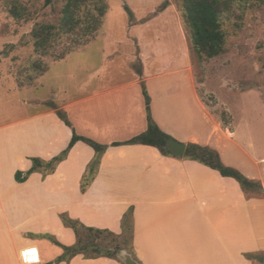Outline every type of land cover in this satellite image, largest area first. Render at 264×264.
I'll list each match as a JSON object with an SVG mask.
<instances>
[{
	"label": "crops",
	"instance_id": "obj_1",
	"mask_svg": "<svg viewBox=\"0 0 264 264\" xmlns=\"http://www.w3.org/2000/svg\"><path fill=\"white\" fill-rule=\"evenodd\" d=\"M99 72L91 74L96 85L88 93L56 105L67 112L79 135L108 145L84 192L82 177L95 151L83 141L76 142L55 172L15 180L16 170L32 166L30 157L50 160L71 140V127L54 108L0 126L8 141L7 148H0V264H21L24 249L31 246L38 248L40 264L54 261L63 249L47 235L64 245L76 241L74 230L60 218L63 212L86 226L121 234L130 207L133 246L141 264H264V156L255 158L241 144L233 118L224 124L211 111L186 65L142 71L115 84L109 73ZM142 83L163 131L186 144L217 149L226 165L259 181L262 194L247 196L235 178L151 145H112L147 129ZM186 88L195 98L197 114L190 112L192 99L177 98ZM60 264L125 263L78 254Z\"/></svg>",
	"mask_w": 264,
	"mask_h": 264
},
{
	"label": "rangeland",
	"instance_id": "obj_2",
	"mask_svg": "<svg viewBox=\"0 0 264 264\" xmlns=\"http://www.w3.org/2000/svg\"><path fill=\"white\" fill-rule=\"evenodd\" d=\"M66 1L46 6V0H0V126L85 95L96 85L90 79L95 70L109 73L115 84L142 71L186 65L211 111L224 124L233 118L241 144L255 158L264 156V3L234 9L223 24L226 51L213 58L193 50L181 0H105L108 9L96 31L61 34L47 54L38 53L33 27L57 24ZM166 1L167 7L157 10ZM15 8L21 17L13 14ZM184 96L197 114L191 89L177 98ZM7 142L0 134V148ZM123 252L131 253L119 254L124 262Z\"/></svg>",
	"mask_w": 264,
	"mask_h": 264
},
{
	"label": "trees",
	"instance_id": "obj_3",
	"mask_svg": "<svg viewBox=\"0 0 264 264\" xmlns=\"http://www.w3.org/2000/svg\"><path fill=\"white\" fill-rule=\"evenodd\" d=\"M91 1H93V5H90ZM252 1L264 3V0H181L183 25L193 50L204 58H213L223 54L226 51L227 43V34L223 28L225 20L230 18L234 9L245 7L246 4ZM51 2L52 0H46V6ZM165 7H167V1L158 6L157 10L161 11ZM107 9L108 5L105 0H67L61 9L60 19L57 24L43 22L37 23L33 27L31 35L34 39L35 50L45 55L53 47L56 37L61 34L75 33L79 30L82 32L96 31L102 24ZM12 12L16 17H21L19 9L15 8ZM142 90L147 112V129L126 141L113 142L112 145H151L157 147L165 155L176 156L167 147V140L171 135L163 131L152 116L151 96L145 83H142ZM52 108L56 110L58 117L67 126L71 127V140L65 149L50 160H44L37 156L30 157L32 166L26 171L16 170L15 180L22 183L34 172H40L44 177L55 172L58 164L67 158L69 151L76 142L83 141L95 151L94 158L87 166L82 177L81 191L84 192L93 180L101 156L108 145L79 135L74 129L67 112L58 108L55 104L52 105ZM222 122L224 123V119H222ZM184 158L196 160L218 170L223 176L235 178L247 196H255L251 193L262 194V185L259 181L250 179L234 166L226 165L219 151L211 146L188 143ZM60 218L66 227L74 230L76 241L72 245H64L47 235L53 243L63 249V252L54 261L46 264L69 262L78 254H82L86 258L105 256L123 262L119 257L123 250L129 251L134 259L141 264L135 255L133 246V207L129 208L122 219L123 231L121 234H117L107 228L86 226L79 220L71 218L67 212L61 213ZM247 256L250 257V255Z\"/></svg>",
	"mask_w": 264,
	"mask_h": 264
},
{
	"label": "water",
	"instance_id": "obj_4",
	"mask_svg": "<svg viewBox=\"0 0 264 264\" xmlns=\"http://www.w3.org/2000/svg\"><path fill=\"white\" fill-rule=\"evenodd\" d=\"M167 147L172 151L177 157H184L187 144L176 140L173 137L168 138ZM263 190V188H261ZM125 264H138V262L132 257L131 254L123 252L122 254ZM263 260V258L261 259Z\"/></svg>",
	"mask_w": 264,
	"mask_h": 264
},
{
	"label": "built area",
	"instance_id": "obj_5",
	"mask_svg": "<svg viewBox=\"0 0 264 264\" xmlns=\"http://www.w3.org/2000/svg\"><path fill=\"white\" fill-rule=\"evenodd\" d=\"M40 255L37 249H27L22 255L21 264H40Z\"/></svg>",
	"mask_w": 264,
	"mask_h": 264
}]
</instances>
